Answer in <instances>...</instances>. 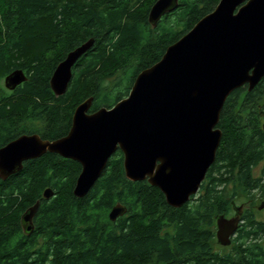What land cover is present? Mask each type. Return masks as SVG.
Returning <instances> with one entry per match:
<instances>
[{
	"label": "trees",
	"instance_id": "16d2710c",
	"mask_svg": "<svg viewBox=\"0 0 264 264\" xmlns=\"http://www.w3.org/2000/svg\"><path fill=\"white\" fill-rule=\"evenodd\" d=\"M156 1L0 0V81L18 69L27 77L10 95L0 87V148L23 135L67 136L75 108L90 98L92 112L113 108L221 0H180L153 28L148 17ZM91 39L95 44L73 67L67 93L57 97L50 86L54 71ZM111 62L116 75L104 72ZM77 96L76 106L66 108ZM263 101L264 78L252 91L244 86L227 98L216 161L198 197L181 208L169 206L148 181H129L120 150L82 199L74 195L81 165L57 154L0 178V264H264V221L250 209L232 244L215 249L221 246L217 217L235 213L238 198L254 200L257 193L264 200ZM48 188L54 196L46 200ZM37 202L27 235L22 217ZM118 204L128 211L112 222L109 213Z\"/></svg>",
	"mask_w": 264,
	"mask_h": 264
},
{
	"label": "water",
	"instance_id": "95a60500",
	"mask_svg": "<svg viewBox=\"0 0 264 264\" xmlns=\"http://www.w3.org/2000/svg\"><path fill=\"white\" fill-rule=\"evenodd\" d=\"M179 3L157 0L148 17L152 27ZM94 44L89 40L57 66L50 81L57 97L67 93L73 67ZM263 78L264 0H221L158 63L140 73L129 96L113 108L89 114L90 98L75 110L67 136L48 141L37 134L23 135L0 148V178L6 181L25 163L57 154L81 165L74 195L82 199L120 150L129 181H148L169 206L181 208L198 194L216 161L223 138L218 125L227 98L244 86L252 91ZM26 81L18 69L5 78V86L14 91ZM53 196L52 189L44 191V199ZM39 207L37 202L22 217L27 235L33 233ZM241 208L234 206L232 218L217 217L216 238L222 247L236 236ZM127 211L118 204L109 218L116 222Z\"/></svg>",
	"mask_w": 264,
	"mask_h": 264
},
{
	"label": "rangeland",
	"instance_id": "374dc122",
	"mask_svg": "<svg viewBox=\"0 0 264 264\" xmlns=\"http://www.w3.org/2000/svg\"><path fill=\"white\" fill-rule=\"evenodd\" d=\"M59 56H61V55L59 54ZM106 66L108 68L104 69L105 74L111 73V74L116 75V68H117L116 62H114V63L111 62L110 64L108 63ZM121 75H119L117 77V79L119 77H121ZM113 77H115V76H113ZM117 79L114 80L112 78L111 80H108V81H112L113 80L114 82H116ZM0 87L2 89H4L5 93L8 94V95H10L13 92V91L9 90L8 88H6V86H5V78L2 81H0ZM81 95H82V93H81ZM80 98H81V96H77L73 100H70L69 103L67 104L66 108L71 109L72 107H75L76 104L79 102ZM262 104H264V101H263ZM77 107L75 108V110L77 109ZM69 118H70L69 115H67V117H66L67 121L69 120ZM255 175L257 177L259 176V169L257 171H255ZM229 191H231V190L229 189ZM198 195L199 194H197L195 197H198ZM254 195H255V197L253 198L254 200H252V198H250V200H248V197H246V196L238 198L236 200V205H237V207H243V208H246V209H250L251 212L254 213V215L256 216V219H258L260 221H264V200L262 201L257 193H255ZM234 214H235L234 212L230 213V216L228 218L234 217ZM215 249H216V251H224L223 247H221V246L220 247H216L215 246Z\"/></svg>",
	"mask_w": 264,
	"mask_h": 264
},
{
	"label": "flooded vegetation",
	"instance_id": "af4514ba",
	"mask_svg": "<svg viewBox=\"0 0 264 264\" xmlns=\"http://www.w3.org/2000/svg\"><path fill=\"white\" fill-rule=\"evenodd\" d=\"M71 84V83H70ZM92 105H93V103H92ZM93 111V109H92V107L90 108V110H89V114H93V113H95V112H92ZM264 111V110H263ZM263 118H264V116H263ZM73 121V120H72ZM263 123H264V120H263ZM246 210V208H241V210H240V212H239V214H240V217H242L243 215H244V211ZM236 215V211H235V214H234V216Z\"/></svg>",
	"mask_w": 264,
	"mask_h": 264
}]
</instances>
